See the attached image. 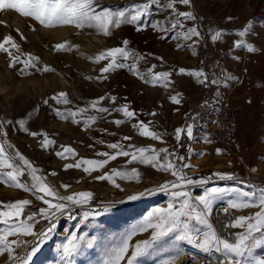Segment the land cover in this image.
<instances>
[{
  "label": "rangeland",
  "instance_id": "obj_1",
  "mask_svg": "<svg viewBox=\"0 0 264 264\" xmlns=\"http://www.w3.org/2000/svg\"><path fill=\"white\" fill-rule=\"evenodd\" d=\"M137 2L140 0H99L102 7L113 8L126 7ZM177 9L193 11L197 18L195 21L185 22L186 26H197L203 35L195 49L196 55L186 46L191 41L175 39L173 33L155 32L151 27L137 31L135 26L126 24L119 29H112V35L105 37L97 34L95 29L87 27L77 29L71 25H63L46 28L29 17L20 16L14 10H0V42L6 36H11L18 45V50L10 45L5 46L9 47L13 55L26 60L28 54H31L38 57V61H34L37 67L47 65L54 69L40 72L30 67L26 70L27 74H22L20 69L23 64L9 67L8 54L0 52V122H4L6 133V136L0 135V143L4 144L5 157L10 163L24 169V175L18 179L27 182L29 187L33 183L29 176L30 169L22 164L15 155L16 152L37 170L35 174L42 178L41 182L47 183L59 195L91 193L88 204L82 207L73 206L74 214L92 210L102 213L95 219L90 218L80 230L74 227L78 221L70 220L66 215L59 216L55 232L29 264H61L60 245L66 242V237L72 231L85 234L86 239L95 237L93 248L83 249V254L76 257L75 264H101L106 248L111 247L132 227L142 223L148 212L157 207H166L168 196L163 192L145 195L135 201L127 200L129 195L174 179L169 172L159 171L138 161L129 163L130 156H117L103 168L89 173H85L83 169L91 166L84 164L79 168L65 169V165H74L81 159H107L98 153L114 154L119 151L110 149L108 144L119 143L124 151L129 152L139 147L167 148L170 153L185 157V162L193 165L192 170H186L188 176L200 178L211 177L213 173H231L236 178L231 181L213 179L207 186L243 188L245 184H252L264 187V0H191L190 6L177 5ZM168 16L169 10L157 11L154 6L147 19L164 20ZM229 17L232 19L229 20ZM249 21L252 22L251 34L244 39L257 49L252 53L232 47L238 38L236 33ZM209 29L223 31L220 42L210 41ZM125 39L129 41V51L145 57L138 64L141 72L156 65V72L172 73L169 86L145 84L126 68L103 74L100 72L108 61L94 63L95 56L108 48L122 46ZM61 43L66 44L67 50L55 49L54 46ZM178 44L184 46L178 48ZM157 57L163 59L159 60ZM135 62L134 58L128 61ZM179 68L203 70L209 80L217 79L219 84L209 83L205 86L192 76L179 75ZM98 77L101 78L97 79ZM59 92L67 94L69 104H56L50 99ZM177 93L179 104L170 100ZM100 97L106 98L100 101L99 106L108 108L109 112L99 113L90 107V102ZM111 97L116 98L115 103ZM46 99L49 100L47 105L43 103ZM201 100L239 107L237 139L233 148L227 149L222 145L203 148L195 138L189 140L185 134H182L179 142L175 139V129L185 127L184 116L187 108ZM125 104L136 113L133 119L126 120L122 113L113 110ZM77 108L87 109L83 115H77L76 119L80 123H73L72 117L62 119L55 113V109H59L66 115L67 110L74 111ZM37 109L38 111H34ZM29 113L32 115L29 116ZM89 116H95L96 119L85 124L84 121ZM20 119H26V127L30 132L43 133L54 144L47 149L41 147L44 135L33 137L18 130L19 126L15 122ZM115 120L124 122L117 126L113 122ZM137 121H143L150 131L160 134L162 139L153 140L139 135L137 128L133 127ZM125 136L131 139L124 140ZM61 146L70 147L73 154H65L66 158L63 159L58 157L56 152H63ZM199 153L204 155H198ZM113 169L128 174L127 179L113 177L119 188L108 180L95 178L106 173L111 174ZM132 169L139 173L138 178L132 175ZM11 170L0 168V173L6 174ZM62 185L69 187L65 189ZM33 192L35 189L29 192L0 183V202L6 205L17 200H29L30 204L25 207H35L36 210L27 208L24 216L27 219L28 215L48 207L36 198L43 193L33 195ZM195 192L199 194L200 189L197 188ZM44 198L53 203L57 202L52 197ZM4 205H0V210L7 211ZM105 207L109 208L107 212L103 211ZM255 211L258 208L239 209L237 216L251 215ZM27 222L32 223L34 232L48 226V222L39 215L34 222ZM5 227L0 224V228ZM240 231V228L233 229V232ZM148 235L149 233H137L132 236L130 243L147 239ZM9 240L18 241L13 245L14 253L23 256L34 243L35 237L21 234L18 237H9ZM183 248L191 249L192 246L187 243L169 246L158 255L142 260L141 264H157V261L167 258H175L176 263ZM254 255L264 257V246L255 249ZM0 264H12L6 253H0Z\"/></svg>",
  "mask_w": 264,
  "mask_h": 264
},
{
  "label": "snow or ice",
  "instance_id": "obj_2",
  "mask_svg": "<svg viewBox=\"0 0 264 264\" xmlns=\"http://www.w3.org/2000/svg\"><path fill=\"white\" fill-rule=\"evenodd\" d=\"M177 5L190 6L191 0H140V2L133 3L126 7H102L99 0H0V10L11 9L22 17H29L38 22L41 26L46 28H54L57 26L71 25L77 29L93 28L97 34H102L105 37L112 35V29H119L122 25H133L137 31H142L147 27H151L153 31L159 33H173V38L183 40L185 42L191 41L187 44V48L196 55L195 49L203 38L197 26H186V21H195L197 18L193 11H179ZM157 11L169 10V16L164 20H148L151 16L153 7ZM99 9V10H97ZM229 20L232 18L229 17ZM147 21V22H145ZM252 22H247L241 30L236 33L238 37L232 44L233 48L246 49L249 53L255 52L257 49L253 44L248 43L245 37L251 34ZM209 39L212 43H218L223 37L222 30L209 29ZM23 38V37H21ZM163 39L164 37L161 36ZM129 41L127 39L122 41V46L108 48L101 51L95 56L93 62L98 63L101 60H107L108 63L100 69V72L108 73L115 69H128L133 75L138 76L145 84L156 86L163 84L167 87L171 84V72L161 71L156 72V65L150 66L145 72L139 70V61L145 57L142 54H137L134 51L128 50ZM11 48L18 50V45L12 40L11 36H6L3 42H0V52L7 53L9 57V67H14L16 64H23L20 69L22 74H27L28 68H35L40 72H50L54 69L45 65L42 68L37 67L34 61H38V57L28 54L26 60H21L19 56L13 55L9 50ZM184 45L178 44L181 48ZM57 51L67 50L66 44L61 43L54 46ZM151 55V54H149ZM135 59V63H128L130 59ZM91 59V58H89ZM162 60V57H157ZM238 59V57H237ZM179 75H189L207 86L209 83L216 85L219 80H209L208 76L203 70L185 68L178 69ZM91 79V77H86ZM98 77L97 79H100ZM106 78V77H104ZM179 93L172 95L170 100L173 103L179 104ZM106 97H100L97 100L90 102V107L99 113H106L110 110L105 107H100L99 103ZM51 100L56 104H69L67 94L59 92L53 95ZM113 103L116 98L111 97ZM44 104H49V100H44ZM116 112L122 113L126 120L133 119L136 113L129 110L127 104L113 109ZM34 111H38L34 110ZM87 109L77 108L76 110H67V114L62 113L59 109H55V113L62 119L72 117L73 123H80L76 119L77 115H83ZM32 114L29 113V116ZM155 115V113H150ZM95 116H89L85 124L94 122ZM119 126L124 121H113ZM10 123V122H9ZM18 124L20 131L26 132L35 137L37 135H44L43 133L30 132L26 127V119H20L15 122ZM133 127L137 128L139 135L149 137L153 140H161L160 134L150 131L149 127L143 121H137ZM194 125L188 124L185 127L175 129V139L179 142L182 134H185L189 140L194 138ZM0 135H5L4 122H0ZM124 140H129L131 137L125 136ZM54 141L48 139L44 135L41 141V147L47 149L53 145ZM110 149H119L114 154L98 153L100 156H105V160H86L81 159L76 164H67L65 169L76 167L79 168L81 164L89 165L83 171L89 173L99 168H103L109 161L115 160L117 156L131 157L128 161L140 162L156 168L159 171L169 172L174 178L171 181L156 186L155 188H147L138 194L129 195L128 201H135L145 195H153L154 193L163 192L168 196L166 207H157L147 213L142 223L132 227L129 231L122 234V236L111 247L106 248L104 259L101 264H141V261L158 255L169 246H178L180 243H187L200 252L209 257H215V264H264V257L254 255V250L264 246V187L252 184H245L241 187L230 186H207L213 179L221 181L235 180L234 174L231 173H213L211 177L194 178L186 174V170H192L193 165L190 162H185L186 158L179 156L176 153H170L167 148L149 149L145 147L134 148L132 152L124 151L119 143H112L107 145ZM63 152H56L60 158H66L65 154H73L70 147L61 146ZM132 147V146H130ZM191 150V149H190ZM220 150H217L219 154ZM137 153L139 155H137ZM146 153H150L147 154ZM163 154V159H161ZM24 166L30 169L29 176L33 181L31 187L27 182H21L18 178L24 175V169L10 163L5 157L4 144L0 143V168L12 169L6 174L0 173V183L7 186L16 187L18 189L36 193H43L42 196H36L37 199L47 204V208L39 209L38 213H32L27 216V221H35V217L39 215L48 222V226L39 232L33 231L32 223H28L21 219L26 205L30 204L29 200H17L15 202L7 203L0 202L8 210H0V224L5 225V228H0V253H6L8 260L12 264H29L33 257L40 251L41 246L51 237L52 233L57 228V220L59 216H67L68 219L78 221L74 227L77 230L91 219L102 215L99 211H83L74 214L73 206L82 207L89 203L92 194L89 192H78L67 196L59 195L47 183H43L42 178L37 176L36 169L32 167L31 163L25 159L19 152L15 154ZM198 155H204L199 153ZM132 175L138 178L139 173L136 169H132ZM55 175V173H51ZM113 177H120L127 179L128 174L117 169H113L111 174H103L95 177L98 180H108L115 184ZM137 182L138 179H137ZM237 183H244L237 181ZM65 189L69 185H62ZM199 188V194L195 190ZM245 188L247 190H245ZM44 197H52L57 202L45 199ZM227 201V206L224 212L227 214L230 210L258 208L251 215L234 216L233 219L223 224L225 229L240 228V232H232V239H229L221 234H218L214 225L210 221L211 213L214 205L219 201ZM123 202V201H122ZM109 210L104 208V212ZM137 233H149L147 239L138 240L134 244L130 243L132 236ZM34 236L35 241L30 246V249L25 252L23 256L14 253L13 245L17 244V240H9V237H18L19 235ZM83 242V243H82ZM95 237L86 239L85 234H78L77 231H72L66 237V242L60 245L59 259L61 264H75V259L78 255L83 254V249L93 248ZM157 264H175V258H167L157 261ZM211 264V262H210Z\"/></svg>",
  "mask_w": 264,
  "mask_h": 264
},
{
  "label": "built area",
  "instance_id": "obj_3",
  "mask_svg": "<svg viewBox=\"0 0 264 264\" xmlns=\"http://www.w3.org/2000/svg\"><path fill=\"white\" fill-rule=\"evenodd\" d=\"M238 114L239 107L237 105L201 100L187 108L184 125H194L193 135L201 147L212 148L222 145L227 149H231L236 145ZM226 206L227 203H217L210 221L218 234L232 239L233 229H225L222 225L237 216V210H230L226 214L224 212ZM210 262L215 264V257H209L194 247L190 250L187 248L181 249L176 260L177 264H210Z\"/></svg>",
  "mask_w": 264,
  "mask_h": 264
},
{
  "label": "trees",
  "instance_id": "obj_4",
  "mask_svg": "<svg viewBox=\"0 0 264 264\" xmlns=\"http://www.w3.org/2000/svg\"><path fill=\"white\" fill-rule=\"evenodd\" d=\"M27 208H33V210H36L35 207H25V208H24V213H23L22 216H21V219H22V220H27L26 217H24V216H25V212L27 211ZM35 212H37V211H35Z\"/></svg>",
  "mask_w": 264,
  "mask_h": 264
},
{
  "label": "bare ground",
  "instance_id": "obj_5",
  "mask_svg": "<svg viewBox=\"0 0 264 264\" xmlns=\"http://www.w3.org/2000/svg\"><path fill=\"white\" fill-rule=\"evenodd\" d=\"M188 250H190V249H188ZM177 264V263H176Z\"/></svg>",
  "mask_w": 264,
  "mask_h": 264
}]
</instances>
